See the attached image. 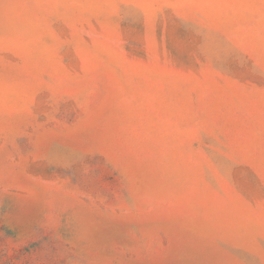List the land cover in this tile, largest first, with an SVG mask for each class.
<instances>
[{
  "label": "rangeland",
  "instance_id": "1",
  "mask_svg": "<svg viewBox=\"0 0 264 264\" xmlns=\"http://www.w3.org/2000/svg\"><path fill=\"white\" fill-rule=\"evenodd\" d=\"M0 264H264V0H0Z\"/></svg>",
  "mask_w": 264,
  "mask_h": 264
}]
</instances>
